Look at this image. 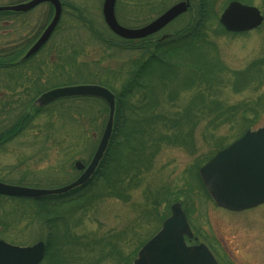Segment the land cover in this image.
<instances>
[{"label": "rangeland", "instance_id": "obj_1", "mask_svg": "<svg viewBox=\"0 0 264 264\" xmlns=\"http://www.w3.org/2000/svg\"><path fill=\"white\" fill-rule=\"evenodd\" d=\"M19 1L23 0H0V5ZM61 1L62 17L31 62L27 78L11 81L8 70L0 68L1 131L19 119L22 105L34 97L30 94L34 79L47 83L48 76L58 74L52 72L55 66L64 67L65 78L74 73L65 62L72 50L77 51L75 57L84 72H92L87 79L99 77L117 91L128 63L138 57L124 43L110 48L93 36L92 30L105 26L104 0ZM146 1L117 0L119 20L128 26L139 25L175 0H154L152 5ZM229 1H217V18H210L204 26L205 38H197L194 44L200 45L217 67L204 72L187 65L191 68L188 73L194 75L191 86L179 89L175 81L170 87H157L154 111L174 116L176 132L165 134L163 122L158 120L156 133L144 137L141 151L135 155L123 152L122 164L120 159L111 160L119 155L114 143L103 163V168L109 165L106 175L100 174L82 196L57 207L45 206L48 217L52 216V239L47 237V221L38 203L0 197L2 238L20 243L47 241L51 256L46 254L40 264H134L138 248L158 231L170 214V205L180 201L189 211L192 236L217 248L219 262L264 264V203L242 212L218 208L202 190L196 172L208 157L247 128L264 126V21L248 31H226L218 17ZM245 2L256 5L264 15V0ZM193 12L177 19L168 31L190 25ZM52 14L50 4L43 3L29 12L0 16V49L20 44L28 49ZM185 69L180 67L177 80L183 78ZM27 111L33 118L18 134L8 139L0 133V180L39 187L72 181L79 174L74 161H90L108 111L100 101L92 100L63 101L44 108L31 103ZM152 136L158 141L150 142Z\"/></svg>", "mask_w": 264, "mask_h": 264}, {"label": "water", "instance_id": "obj_2", "mask_svg": "<svg viewBox=\"0 0 264 264\" xmlns=\"http://www.w3.org/2000/svg\"><path fill=\"white\" fill-rule=\"evenodd\" d=\"M42 2L54 7V14L37 40L26 51L23 59L37 53L49 40L62 14L60 0H27L9 5H0V11L26 12ZM116 0H104L102 12L108 27L118 36L127 39L143 38L162 29L190 7L189 0H182L168 8L160 16L141 27H127L115 16ZM264 17L260 10L239 1H231L220 16V22L229 31L241 32L258 27ZM98 97L108 105V118L89 162L76 160L74 166L83 170L78 178L54 188L29 187L0 182V194L39 198L51 194H64L85 184L94 174L108 148L114 124L116 96L109 88L96 83H80L51 88L35 100L44 106L65 97ZM200 175L215 202L233 210L243 209L264 201V126L248 129L228 147L220 150L200 168ZM171 215L166 218L155 235L139 250L135 264H218L204 243L187 245L185 235L192 236L186 214L180 203L171 206ZM45 244L39 241L32 246L20 247L0 239V264H39L44 258Z\"/></svg>", "mask_w": 264, "mask_h": 264}, {"label": "trees", "instance_id": "obj_3", "mask_svg": "<svg viewBox=\"0 0 264 264\" xmlns=\"http://www.w3.org/2000/svg\"><path fill=\"white\" fill-rule=\"evenodd\" d=\"M217 1L218 0H200L199 3L195 5L196 12H193L192 17L190 18V25L185 26L179 31V34L174 37L176 39L175 41H157L153 40L152 36L140 38L138 40H127L115 35L106 26L103 28L99 27L98 30H92L93 36L103 44L107 45V47L114 48L119 46V44L116 45V43H124L125 48L129 50L134 49L138 54L137 58H133L128 63L130 66L126 71L127 74L121 84V90L117 91L108 82L103 81L99 77L87 79L88 75L92 76V72H84L83 68L76 60L75 54H77V51L72 50L71 53L65 57V62L72 68L74 73L72 75L71 73H68L65 78L63 77L64 67L55 66L56 68H54L52 72H58V74L61 72L60 75L56 74L55 76H48L47 83L45 81L41 83L40 79H34V89L30 93L34 95V97L28 102L25 101L24 105H22L23 110H21L20 114L17 116L19 119L17 118L18 120L5 130L2 129L1 131L0 129V133L2 132L1 134L3 137L5 136L8 139L12 138L15 134H18V132L24 128L27 120L33 118V115L31 116L27 111V106L31 105L35 98L43 91L56 86L87 83L89 80L92 83H98L110 88L116 94L117 101L114 116V129L104 161L109 159V152L113 149L114 143L116 144V151H119V155L111 156V160H114V158L120 159V162L118 161V163L122 162L123 152L135 155L138 151H141L142 145H144L143 142L145 141L144 137H149V133H156L155 127L158 120L163 122L162 131H164L165 134L170 132V134L175 133L177 119L173 118L174 116H161L158 111H154L157 102L156 93L157 90H159L157 87H161V84H163V88H167L175 81L176 86L179 89L191 86V77H194V75L188 73V71H191V68H188L187 65L204 72L211 70L212 67H217L216 64L204 54L200 45H194L197 38H205L203 37V30L206 23L210 21V18H217L215 9ZM240 1L245 2L247 0ZM190 11H193V9H190L189 13ZM9 14L15 13L11 11L0 12V16H6ZM220 28L223 29L221 26ZM25 48L24 45L20 44L11 48L0 49V68L8 70V78L11 81H18L19 83L20 80L27 78L30 73V64L35 60V56L27 60L15 61V58L19 54H23ZM186 56L188 57L187 59L184 58ZM184 64H186V66H184ZM181 66L184 69L186 67V73L181 80H177L176 77L179 74ZM88 100L100 101L104 106V110L106 112L108 111L105 102L96 97L64 98L51 104L54 105L57 102L63 101L82 102ZM38 110L40 111L41 109ZM154 138L155 137L152 136L150 142L153 143L154 141H158V139ZM104 161L101 163L100 168L96 171L93 177L85 185L80 186L65 195L54 196V207L72 200L75 197L82 196L84 193L83 191H85L87 187H90L92 183H95L100 174L105 173L104 175H106L109 165H107L106 168H103ZM199 167L200 166H198L197 169ZM107 179V177L104 178V180ZM48 199L49 197H43V199L37 202L41 206V208L39 207L40 214L45 221L48 219V213L46 212L47 207H45L49 205L47 202ZM54 218H58V215L55 214ZM46 254L47 256H51V251H48V244L46 245Z\"/></svg>", "mask_w": 264, "mask_h": 264}, {"label": "flooded vegetation", "instance_id": "obj_4", "mask_svg": "<svg viewBox=\"0 0 264 264\" xmlns=\"http://www.w3.org/2000/svg\"><path fill=\"white\" fill-rule=\"evenodd\" d=\"M180 1H182V0H175V1H173L172 3H170L168 6H164V5H162L161 7H162V9L163 10H161V11H159V12H157L156 13V15H154L153 16V18H150V19H146V22H144V23H141V24H139V25H134V26H130V27H140V26H143V25H145V24H147V23H149L150 21H152L153 19H155V18H157L158 16H160L162 13H164L168 8H170L171 6H173L174 4H176V3H178V2H180ZM190 1V7H189V9H193V11H194V13L196 12L195 11V3H196V0H189ZM146 2H148L149 4H151L152 5V3L154 2V0H147ZM49 4V3H48ZM50 8H52L53 9V6L50 4ZM189 9L186 11V12H184L183 14H180L179 16H177L176 18H174L173 20H171L168 24H166L161 30H159L158 32H156V33H154V34H152V35H150V36H152L153 37V40H157V41H175L176 39L174 38V37H176V35H178L179 34V31H178V29L177 30H174V31H168V27L170 26V25H172L177 19H179V18H181L182 16H184V15H186L188 12H189ZM115 14H116V10H115ZM116 18H117V20L121 23V24H123L120 20H119V18H118V16H117V14H116ZM123 25H125V24H123ZM126 26H128V25H126ZM0 141H2V138L0 139ZM79 174H81V172L79 173ZM1 181V180H0ZM2 182H4V181H2ZM6 182V181H5ZM200 182V181H199ZM7 183H11V182H7ZM11 184H19V185H28V186H34V185H29V184H25V182L23 183V182H21L20 181V183H11ZM200 186H201V188H202V190L205 192V194H206V196L209 198V200L212 202V204L213 205H215L216 207H218V208H222V209H224V210H226V211H229V212H242V211H245V210H249V209H252V208H255L256 206H258V205H260V204H262V203H264V202H262V203H260V204H257V205H255V206H253V207H249V208H245V209H242V210H232V209H229V208H225V207H221V206H218L214 201H213V199L211 198V196L207 193V191H206V189H205V187H204V185L203 184H201V182H200V184H199ZM203 187H204V189H203ZM0 197L2 198V197H10V196H6V195H3V194H0ZM26 199V198H25ZM25 199H19V200H25ZM39 200H41V199H34L33 201L37 204V202L39 201ZM48 201V204H49V206H53V197H49V199L47 200ZM180 202V201H179ZM180 204H181V202H180ZM181 207H182V209H183V211L185 212V214H186V216H187V219H188V221H189V223H190V220H189V214H188V210L186 209V208H184L183 206H182V204H181ZM51 217V218H50ZM47 222H46V227H47V237H49V238H53V230H52V216H50L49 215V217H48V219L46 220ZM190 227H191V229H192V226L190 225ZM192 232H193V230H192ZM194 233V232H193ZM197 236H195V234H194V236H192V237H186V241H187V243L189 244V245H192V244H196V243H199V242H197ZM0 239H2V240H4V241H6V242H8V243H10V244H12V245H16V246H20V247H27V246H32V245H34L35 243H37L38 241H36V242H33V243H20V242H14V241H7V240H5L4 238H2V236L0 235ZM207 241V240H206ZM45 242V241H44ZM207 243V246L210 248V250L213 252V254L216 256V258L220 261V259H219V256L221 255L220 254V251L217 249V248H215V247H213L212 246V244L209 242V241H207L206 242ZM46 245H47V241H46ZM222 258V257H221ZM220 264H223L222 262H220Z\"/></svg>", "mask_w": 264, "mask_h": 264}]
</instances>
